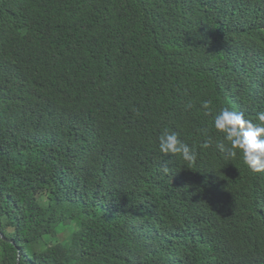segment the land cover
Instances as JSON below:
<instances>
[{
    "label": "trees",
    "instance_id": "1",
    "mask_svg": "<svg viewBox=\"0 0 264 264\" xmlns=\"http://www.w3.org/2000/svg\"><path fill=\"white\" fill-rule=\"evenodd\" d=\"M203 101L264 109L263 0H0V264H264Z\"/></svg>",
    "mask_w": 264,
    "mask_h": 264
},
{
    "label": "clouds",
    "instance_id": "2",
    "mask_svg": "<svg viewBox=\"0 0 264 264\" xmlns=\"http://www.w3.org/2000/svg\"><path fill=\"white\" fill-rule=\"evenodd\" d=\"M201 109L205 116L212 117L214 129L222 136L219 142H215V148L229 158L241 155L252 173H264V109L256 112L255 120L246 118L243 111L228 107H222L214 113L210 101H203ZM212 146L211 138L201 145L205 149ZM158 147L162 154L179 155L187 162H194L197 158L194 147L184 142L176 132L161 133ZM163 171L167 174L169 169L164 167Z\"/></svg>",
    "mask_w": 264,
    "mask_h": 264
},
{
    "label": "water",
    "instance_id": "3",
    "mask_svg": "<svg viewBox=\"0 0 264 264\" xmlns=\"http://www.w3.org/2000/svg\"><path fill=\"white\" fill-rule=\"evenodd\" d=\"M1 233H2V232H1V230H0V240H2V241L5 242V243H8V242L5 240V238L2 236ZM19 261H20V259H18V264H20Z\"/></svg>",
    "mask_w": 264,
    "mask_h": 264
}]
</instances>
